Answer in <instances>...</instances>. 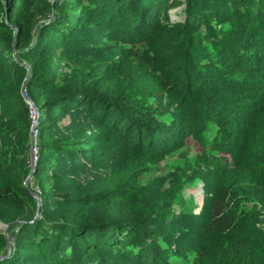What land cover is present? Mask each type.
Here are the masks:
<instances>
[{
    "label": "trees",
    "instance_id": "trees-1",
    "mask_svg": "<svg viewBox=\"0 0 264 264\" xmlns=\"http://www.w3.org/2000/svg\"><path fill=\"white\" fill-rule=\"evenodd\" d=\"M63 1L0 0L2 118L29 128L30 108L19 91L25 76L41 116L32 179L41 215L35 219L38 200L23 175L6 171L0 221L12 229L13 250L0 264H186L166 227L177 220L167 222L155 207H134L132 194L188 135L203 143L212 127L217 151L238 158L210 175L217 200L229 188L232 198L221 221L210 217L200 225L192 264H205L214 253L232 264H264V0H224L217 13L207 7L211 0ZM181 5L186 17L173 20ZM230 21L238 24L233 33H222L221 22ZM89 26L119 45L117 57L91 75L63 73L64 60L89 38ZM203 38L213 41L212 49ZM140 88L167 98L178 118L169 122L149 109ZM61 113L74 115L73 134L57 124ZM17 128L4 130L16 135ZM67 161L108 176L71 181ZM5 245L0 235V254Z\"/></svg>",
    "mask_w": 264,
    "mask_h": 264
},
{
    "label": "rangeland",
    "instance_id": "rangeland-1",
    "mask_svg": "<svg viewBox=\"0 0 264 264\" xmlns=\"http://www.w3.org/2000/svg\"><path fill=\"white\" fill-rule=\"evenodd\" d=\"M57 1L64 2L63 0ZM224 6V0H211L207 4V7L215 13L223 11ZM185 7L186 5H181L177 9L172 10L173 20H183L186 17ZM10 12L11 15L14 14V12ZM1 16L2 14H0V18ZM52 18L53 16L50 15L44 22V25H49L52 22ZM213 19L214 21H219V19ZM237 25L232 21L221 22L219 29L222 33H233V27ZM87 33L89 38L84 40L82 47L79 48L80 51L70 53L62 63L63 73L76 74L78 76L84 74L91 75L95 73V70L104 61L117 57L119 45L112 39L106 40L102 37L101 35L105 31L94 26H89ZM212 42V40L208 41L205 38L202 40V43L208 45L210 49H212ZM65 48L63 46L59 51L67 50ZM138 48L139 46L135 48L134 53L140 54L142 52V48ZM12 55L16 57L15 53ZM5 71V66L0 64V75L5 73ZM11 79L14 81L18 80L16 76L13 77L12 75ZM28 79V76L23 78V83L19 86V91L30 108L29 128H24L22 124H16V122L11 124L3 120L0 108V178L3 179L5 177L6 171L13 170L16 173L18 172L19 175H23L21 180L24 185L39 195L38 189L32 184V179L39 161L37 146L40 142L39 127L41 116L35 105V110L31 111V106L34 103L26 99L28 95L26 93L25 83ZM2 82L4 81H2L0 76V91L5 85ZM23 87L25 89L24 95L22 94ZM139 90L142 89L140 88ZM142 91L146 98H148L146 104L149 109H155L163 113L169 122H174L178 118L167 98L156 94L158 92L151 94V91ZM81 116H85V114L82 113ZM74 121L73 114L61 113L57 124L67 133L73 134L78 129ZM11 125L18 127L16 129V135L5 132L4 128ZM211 129L213 131L211 130L207 133V139L203 143L198 142L191 135H188L183 147L156 165L153 170L143 174L138 181L137 188L132 194V205L134 207L141 206L138 208L142 209H145V207H155L162 218H167V222L177 220L176 224H171L166 227L172 229L171 234L174 236L172 237V241H174L173 246L177 247L179 245L181 249L179 255H181V259L187 262L186 264H192L195 257L199 254L203 235L200 229L202 222L210 217H215V220L221 221L223 215L229 209L227 207L229 198H232V189L230 188L227 190L222 189L224 194L219 195L221 200H217L215 193L211 191V185L213 184L210 175L219 167H232L230 164H233L234 160L238 158L236 154L233 155L232 153L225 152V150L217 151L213 143L214 136L217 132H215L214 127ZM20 130L22 133H20ZM22 137H26L25 140ZM33 139L35 146L32 149ZM33 159L36 160L35 164H33ZM65 165L68 168L67 178L71 181L86 182L90 180L99 183L108 176L106 170L82 167L81 164H76L72 161H67ZM242 186L248 187V184H240V187ZM219 194H221V190ZM234 194H238L239 197L243 195L241 191H234ZM262 211L263 223L261 226L264 230V206H262ZM5 224L0 221V235L5 238V248L7 251L5 253L3 252L4 254L1 253L0 256L7 254L10 240L12 246L9 255L13 250L12 229L9 225L5 227ZM219 259L220 253H214L206 259L205 264H232L230 260L220 261ZM178 262L181 263L180 261ZM45 264H56L55 259H48L45 261Z\"/></svg>",
    "mask_w": 264,
    "mask_h": 264
},
{
    "label": "water",
    "instance_id": "water-1",
    "mask_svg": "<svg viewBox=\"0 0 264 264\" xmlns=\"http://www.w3.org/2000/svg\"><path fill=\"white\" fill-rule=\"evenodd\" d=\"M22 94H23V95L25 94V89H24V87H23V89H22ZM26 99L29 100V101H31V98H30L29 96H26ZM34 146H35V141H34V139H33V140H32V149L34 148ZM32 157H33V156H32ZM32 161H33V164H35L36 160L33 159ZM29 178H31V177H29ZM26 185H27V182H26ZM31 192H32V194L36 197V199L38 200V211H37V214H36V216H35V219H36V218H38V217L41 215V198H40V196H38L37 194H35L34 191L31 190ZM8 225H9V224H5V227H7ZM11 246H12V242H11V240H10V242H9V250H8V252H7L6 255H4V256H0V260L3 259L4 257H6V256L9 255V252H10V250H11Z\"/></svg>",
    "mask_w": 264,
    "mask_h": 264
},
{
    "label": "built area",
    "instance_id": "built-area-1",
    "mask_svg": "<svg viewBox=\"0 0 264 264\" xmlns=\"http://www.w3.org/2000/svg\"><path fill=\"white\" fill-rule=\"evenodd\" d=\"M33 106H31V111L35 110V106L34 104H32Z\"/></svg>",
    "mask_w": 264,
    "mask_h": 264
}]
</instances>
